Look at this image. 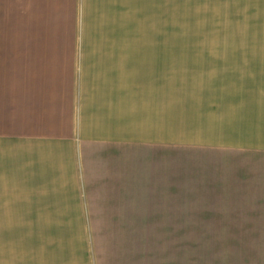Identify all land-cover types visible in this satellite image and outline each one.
<instances>
[{
    "label": "crops",
    "instance_id": "crops-1",
    "mask_svg": "<svg viewBox=\"0 0 264 264\" xmlns=\"http://www.w3.org/2000/svg\"><path fill=\"white\" fill-rule=\"evenodd\" d=\"M15 1L23 32L12 29L0 78V264H181L149 249L174 232L147 227L165 222L149 217L174 191L165 155L177 178L181 149L202 151L207 180L234 184L239 202L243 185L259 198L264 0H204L203 55L186 57L126 38L129 0ZM183 105L188 120L170 124Z\"/></svg>",
    "mask_w": 264,
    "mask_h": 264
},
{
    "label": "rangeland",
    "instance_id": "rangeland-1",
    "mask_svg": "<svg viewBox=\"0 0 264 264\" xmlns=\"http://www.w3.org/2000/svg\"><path fill=\"white\" fill-rule=\"evenodd\" d=\"M14 2L0 0L1 79L7 74L1 66L10 73L11 59L7 57L6 51L11 52V31L16 29V23L21 24L20 14L12 8ZM125 8L126 13L129 12L128 16H124L126 22L123 25L131 30L126 38L162 39L169 43L167 45L177 46L174 54L181 57L203 55L204 0H129ZM125 8L122 7V10ZM23 13L26 15V10ZM18 26L21 31L23 26ZM3 83L0 81V86ZM178 98L182 100L183 96L179 95ZM184 106L178 112L173 110L174 113H169L175 118L169 121L170 124L188 120ZM166 139L170 138L165 136ZM186 145L181 143V147ZM166 151L171 150L165 148ZM167 158L169 166L165 168V173H169V182H165V189L170 191L173 187L174 191L165 192V201H158L163 207L155 208L154 216L159 217H149L165 222L149 224L147 227L148 231L174 232V236L172 240L164 236L163 239L149 240V249L157 245L158 249H164V254L171 251L173 254L179 253L181 264H187L188 261L189 264H264V207L248 205L263 203L264 191L259 193L258 199L257 193L256 197H249L252 196L249 190L251 185H243L247 190L239 202L236 192L230 190L232 184L220 186L219 177H208L207 180L203 152L199 149L180 150L177 178L175 152L165 155L166 161ZM232 187L234 189L235 185ZM236 204L240 206L231 207ZM138 226L133 225L132 230H139ZM114 229L118 230V227L110 224H97L95 228L99 231Z\"/></svg>",
    "mask_w": 264,
    "mask_h": 264
}]
</instances>
